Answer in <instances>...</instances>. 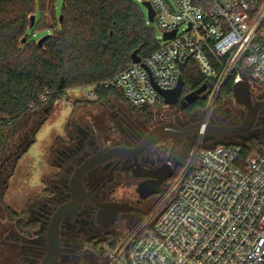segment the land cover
<instances>
[{"label":"built area","instance_id":"2783aa9c","mask_svg":"<svg viewBox=\"0 0 264 264\" xmlns=\"http://www.w3.org/2000/svg\"><path fill=\"white\" fill-rule=\"evenodd\" d=\"M38 1L45 25L55 30L56 0ZM145 2L155 13L157 49L112 79L75 89L87 100L117 89L133 107L154 106L162 100L156 87L174 89L188 57L207 78L212 102L241 62L256 81L251 85L264 88V0ZM210 54L217 61L227 58L220 75ZM242 80L249 79L238 73L234 84ZM71 91L54 106L72 104ZM105 249L109 264H264V153L244 156L242 144L197 148L154 206Z\"/></svg>","mask_w":264,"mask_h":264},{"label":"trees","instance_id":"16d2710c","mask_svg":"<svg viewBox=\"0 0 264 264\" xmlns=\"http://www.w3.org/2000/svg\"><path fill=\"white\" fill-rule=\"evenodd\" d=\"M37 1L5 0L0 7V151L5 149L7 135L15 131L20 118L48 115L61 94L112 79L134 62V55L144 59L158 46L156 29L147 24L144 12L132 0H64L62 22L58 20V28L40 46L29 36L35 26L31 27V18ZM210 57L220 75L227 58L217 61L211 54ZM238 73L256 84L251 70L241 62L219 95L233 96ZM183 78L182 96L208 82L193 60L187 64ZM110 97L128 104L117 89L98 91L95 101L85 102ZM209 100L210 97L194 106L204 109ZM129 106L141 112L153 108ZM260 146L256 137L247 139L244 156ZM181 171V166H176L167 185ZM128 231L123 228L122 234L116 233L115 237H123Z\"/></svg>","mask_w":264,"mask_h":264},{"label":"flooded vegetation","instance_id":"af4514ba","mask_svg":"<svg viewBox=\"0 0 264 264\" xmlns=\"http://www.w3.org/2000/svg\"><path fill=\"white\" fill-rule=\"evenodd\" d=\"M208 97L209 88L192 105H187L183 100L184 96H182L173 106L166 105L163 100H160L150 111L140 113L143 115V126L130 134V137L137 142L136 144H113L110 148H105L104 142H108V138L98 141V139L90 137L89 139L91 142L93 141L95 149L91 150L92 144H89L88 147L87 145L84 146V142L79 147L80 149L75 150L73 153L58 155L56 166L54 165L53 168H61V176L42 179L41 186L43 190L35 195L27 196L23 212L18 213L9 205L6 208L0 206V219L3 215L7 218L5 229H0V264H41L43 262L48 254V234L53 218L62 206L74 201V193L71 187L73 175L90 157L117 147L135 148L142 144L152 131L159 126L173 124L182 129L192 128L196 124L187 123L188 118L191 117V114H198L202 110V108L194 105L201 100H206ZM262 101H264V96H253L254 104ZM243 108L245 109L244 112L236 111L234 113L235 118L230 126L238 127L243 123L240 124L238 121L243 116L244 120L246 118L247 109ZM153 109H156V111L152 112ZM152 115L154 116L153 120ZM259 116L264 119V110L258 113L257 119ZM195 135L177 136L162 133L156 138L155 143L138 157V160L143 167L157 168L164 163V160L160 162L158 159L166 152L169 141L174 140L177 146L185 148L192 142ZM240 135L242 134H232L225 137L208 135V140L216 145V143H224L223 141L232 140ZM21 146L22 144L18 145L17 150L14 152H10L11 147L9 146L6 150L0 151L2 152V157H0V202L3 199V192L9 188L8 181L13 178L16 166L24 153L19 154ZM13 157H16L14 163H12ZM77 159L81 160L78 164H75ZM7 166L11 168V172L5 175L4 169ZM134 167L133 158H115L94 167L84 174L81 184L89 196L85 198L77 212L67 214L61 220L59 225L60 249L55 264H109L105 246L106 242L116 234V231L110 232L113 226L118 222L129 224L135 219L139 220L146 210L154 206L167 188L168 181L161 184L155 195L146 199H141L138 194L134 199L117 200L111 198L110 194L114 187L119 188L127 180H130L131 176L134 177L132 174ZM70 169H73L72 174H70ZM134 178L138 182L142 181L141 178ZM114 203L128 204L135 210L119 213L116 222L112 226L104 227L97 221L98 213L102 210L101 206ZM78 235L89 237L88 242H86L87 248L85 247L80 251H78V242L74 241Z\"/></svg>","mask_w":264,"mask_h":264},{"label":"rangeland","instance_id":"374dc122","mask_svg":"<svg viewBox=\"0 0 264 264\" xmlns=\"http://www.w3.org/2000/svg\"><path fill=\"white\" fill-rule=\"evenodd\" d=\"M63 1H55V12L58 18L62 15ZM132 1L146 15L147 9L143 6L145 0ZM34 17L35 26L29 30V36L39 42L42 38L51 35L54 30L45 25L39 1L36 3ZM57 22L56 29L58 28ZM149 25L154 27L152 23H149ZM252 93L255 97L258 95L264 96V88L255 85L253 88L252 85ZM69 100L72 104H69L68 101H63L59 105L54 106L48 112V115L39 113L20 118L15 131L7 135L5 150L9 146L11 147L10 152H14L17 150V146L22 144L19 154L24 153L16 166L13 178L8 181L9 188L3 192V199L0 202V206L3 208L9 205L16 212H23L27 196L35 195L43 190L41 186L42 179H52L53 177L58 178V176H61L62 169L53 168L57 162V156H61L62 153H73L75 150L80 149L79 147L84 142V146L87 145L88 147L89 144H92L91 150L95 149L93 141L91 142L89 139L90 137L98 139V141L108 138L109 141L104 142L105 148H110L113 144L137 143L134 138L130 137V134L143 126V115L140 113L144 112L132 110L128 104L116 97H110L100 102H85L87 99L83 90H72L69 94ZM244 110L243 106L236 104L233 96L226 97L221 94L213 102L210 99L207 106L198 114H191L187 123L230 126L235 118L234 113L236 111L244 112ZM155 111L156 109L152 110V112ZM153 119L154 116L152 115ZM243 120L244 116L238 119L240 124ZM251 137H256L259 140L261 146L257 151L264 153V119L262 116L258 117L255 126L250 132L232 140L223 141L224 143H216V145H244L245 141ZM211 146H215V144L208 140V135L206 134L202 135L201 138L195 135L192 142L185 148H180L172 140L169 141L166 152L158 161L170 162L175 166V169L176 166H181L182 170H184L197 148L202 149ZM25 150L27 151L25 152ZM1 153L0 157H2ZM16 157H13L12 163H14ZM80 160L77 159L75 164H78ZM10 169L8 166L4 169L5 175L10 174ZM70 170V174H72L73 169ZM122 178L125 179L124 177ZM134 179L131 176L130 180H127L123 186L114 187L110 194L111 198L117 200L136 198V187L139 182ZM135 220L129 224L118 222L110 232L116 231L117 235H121L123 228H130L136 222ZM6 222L7 218L3 215L0 219L1 230L5 229ZM88 239L89 237L77 236L74 241L79 244L78 251L85 247L87 248L86 242H88Z\"/></svg>","mask_w":264,"mask_h":264},{"label":"water","instance_id":"95a60500","mask_svg":"<svg viewBox=\"0 0 264 264\" xmlns=\"http://www.w3.org/2000/svg\"><path fill=\"white\" fill-rule=\"evenodd\" d=\"M143 6L147 9L148 21L150 23H154L155 13L151 4L149 2H143ZM58 20L59 23H61L63 20V15H61L58 18ZM34 25H35V17L32 16L31 27H33ZM175 34L176 31L170 34H166L165 39H171L175 36ZM46 38H48V36L42 38L38 42V44L42 46ZM190 58L191 57H188L185 62L180 64L181 76L179 78V82L177 86L174 89L170 91H164L156 87L159 94L161 95L162 100L166 105L173 106L182 97L183 89L185 86L183 73ZM139 61L140 59H138L136 55H134V62L136 63ZM207 89H208L207 84H204L197 90L185 95L183 98L184 102L187 105L194 104L200 99L202 94L207 91ZM233 98L236 104L243 106L247 109L246 118L243 121V123L238 127L196 124L193 125L192 128L182 129L173 124L167 126H159L152 131V133L145 139V141L142 144H140L135 148L117 147L107 152H100L90 157L81 167H79L76 170L75 174L73 175L71 187L74 193V201L62 206L61 209L53 218L48 234V241H49L48 254L41 264H55L60 249V243H59L60 222L67 214H73L77 212L81 208L85 198L89 196L85 192L81 184V179L84 176V174H86L94 167L115 158H133L135 167L132 169V174L134 175V177L142 179V181H140L136 187V193L141 199H146L155 195L158 192V189L161 186V184L173 177L175 166H173L170 162H165L162 165L158 166L157 168L149 169L143 167L140 164L138 157L149 146L154 144L156 138L162 133H167L170 135H177V136L196 134L201 138L202 135L204 134L213 135L216 137H225V136H230L232 134H245L250 132L254 127L258 113L261 110H264V101L257 102L255 104L253 103L252 85L248 80H242L241 82L236 83L234 85ZM101 207L102 210L99 211L98 213L97 221L99 224L103 225L104 227L112 226L116 222V218L119 213L135 210L132 207H130L128 204H122V203L108 204L106 206H101Z\"/></svg>","mask_w":264,"mask_h":264},{"label":"crops","instance_id":"0c3cea01","mask_svg":"<svg viewBox=\"0 0 264 264\" xmlns=\"http://www.w3.org/2000/svg\"><path fill=\"white\" fill-rule=\"evenodd\" d=\"M248 81L250 82V80H248ZM255 86L259 87L258 85H255ZM253 88H254V86H253Z\"/></svg>","mask_w":264,"mask_h":264}]
</instances>
